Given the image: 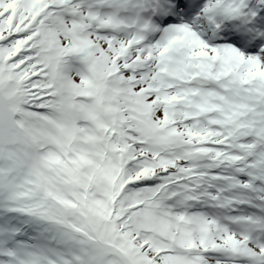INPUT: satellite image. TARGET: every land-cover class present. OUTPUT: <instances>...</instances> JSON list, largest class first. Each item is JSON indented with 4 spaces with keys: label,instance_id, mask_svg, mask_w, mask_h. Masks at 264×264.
Wrapping results in <instances>:
<instances>
[{
    "label": "snow or ice",
    "instance_id": "obj_1",
    "mask_svg": "<svg viewBox=\"0 0 264 264\" xmlns=\"http://www.w3.org/2000/svg\"><path fill=\"white\" fill-rule=\"evenodd\" d=\"M0 264H264V0H0Z\"/></svg>",
    "mask_w": 264,
    "mask_h": 264
}]
</instances>
